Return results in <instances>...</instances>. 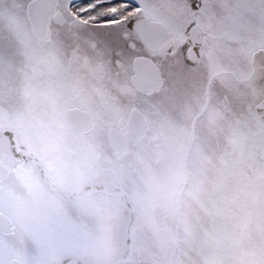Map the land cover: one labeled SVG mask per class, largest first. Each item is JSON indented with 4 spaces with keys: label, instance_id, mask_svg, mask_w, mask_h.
<instances>
[{
    "label": "snow or ice",
    "instance_id": "snow-or-ice-1",
    "mask_svg": "<svg viewBox=\"0 0 264 264\" xmlns=\"http://www.w3.org/2000/svg\"><path fill=\"white\" fill-rule=\"evenodd\" d=\"M0 264H264V0H0Z\"/></svg>",
    "mask_w": 264,
    "mask_h": 264
}]
</instances>
